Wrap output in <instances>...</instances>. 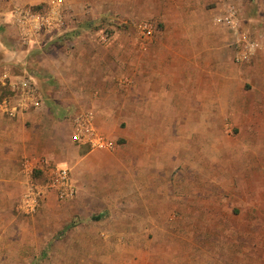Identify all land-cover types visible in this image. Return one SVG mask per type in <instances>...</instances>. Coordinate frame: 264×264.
Listing matches in <instances>:
<instances>
[{"label": "rangeland", "instance_id": "1", "mask_svg": "<svg viewBox=\"0 0 264 264\" xmlns=\"http://www.w3.org/2000/svg\"><path fill=\"white\" fill-rule=\"evenodd\" d=\"M56 1L0 0V101L12 95L7 73L32 76L42 102L0 110V264H215L234 253L264 264V215L249 212L264 206V0H58L62 25L23 40L12 8ZM227 2L259 44L249 61H235L237 34L214 19ZM100 103L107 114L92 121L117 146L71 143L76 117ZM60 132L70 145L57 156Z\"/></svg>", "mask_w": 264, "mask_h": 264}, {"label": "built area", "instance_id": "2", "mask_svg": "<svg viewBox=\"0 0 264 264\" xmlns=\"http://www.w3.org/2000/svg\"><path fill=\"white\" fill-rule=\"evenodd\" d=\"M60 2H53L46 11L25 9L23 7H14L11 10V20L17 27L18 33L23 40H32L41 32H51L62 25ZM217 23L226 26L236 35L234 59L237 62L249 61L251 56L259 48L257 41L247 37L246 34L239 31V19L237 10L233 5H228L223 11L215 17ZM146 28L147 35H150V28ZM2 84L8 86L11 96L3 98L0 101V110L10 117L16 116L19 112L27 110L29 107L40 105L41 99L38 96V89L32 78L27 75L10 77L7 73L3 74ZM73 142L88 145L91 149L111 150L115 147L116 141L111 137L99 131L94 125L89 114H81L76 117V126L71 134ZM60 179H66L64 188L60 190L62 198L71 197L74 189L71 183L67 182V169L60 168L58 171ZM29 194V195H28ZM22 199V205L26 210H34L37 205L39 191L28 193ZM26 206V207H25Z\"/></svg>", "mask_w": 264, "mask_h": 264}, {"label": "crops", "instance_id": "3", "mask_svg": "<svg viewBox=\"0 0 264 264\" xmlns=\"http://www.w3.org/2000/svg\"><path fill=\"white\" fill-rule=\"evenodd\" d=\"M220 1L221 0H185V3H186L187 10H190L191 8L197 7V5H201V3L202 4H209V3H211V5H213L214 3L215 4L219 3ZM195 3H197V5ZM227 4L228 5H233L230 2H227V3H225V5L223 7L225 8L226 6H228ZM219 13H220V11L217 9L216 12H215V15H214V19H215V17L217 15H219ZM163 35L165 36V39L166 40H168V39H170V40H172V39L177 40V39H181L185 34L184 33H172V32H169V33H164ZM149 68H150V66H149ZM148 71H150V70H148ZM20 76H22V75H20ZM30 77L32 78L33 82H35L34 78L32 76H30ZM169 82H170V80H168V82H165V84H168V86H171V83H169ZM38 96L41 99V95H40L39 92H38ZM136 97H139V95H137ZM160 102L162 104H164V105L166 103L170 104L172 102V99L170 98L168 101L163 100V101H160ZM142 103H143V101H141L139 99L137 100V103H135V113L138 112V111H140L141 104ZM41 105H42V102L40 101V105L39 106L32 107V108L29 107L27 110H25V113H29L30 111H34V110L40 108ZM102 105L103 104L100 103L99 105L96 106V108L94 106H92V108L86 110L87 113L89 114V116H91V118H92L93 121H95L99 117L100 114L101 115L107 114V108L102 107ZM164 110H166V112H168V113H171V108H169V107L168 108L165 107ZM18 114L23 115L24 113L19 112ZM8 117L11 118L10 116H8ZM58 137L61 138L60 140L63 142V144H61V142L59 141V139H57V141H54L53 144H52V146H53L52 149L54 151L53 153H54V155L56 154L57 156L60 154V150H62V147H61L62 145H63V147L64 146H67V145L68 146L70 145V142L67 140V137L65 135V132L58 133ZM70 141H71V143L73 142L71 140V136H70ZM73 143H77V142H73ZM77 144L80 145L82 143H77ZM115 146H117V145H115ZM91 150H94V149H91ZM259 180L261 181L260 182L261 185L259 187H257V189L255 191V193L257 195H259L256 199L259 198V199L263 200L264 199V188H263V185H264V177H261ZM249 212L252 213L253 215H264V206H255V205H253V206L249 207ZM235 254L236 253H234L233 255L230 256V259L231 260H227V258H225V257L220 258V257H217L216 255H213L212 257H214L215 264H218V263L219 264L220 263H227V264L233 263V264H237V263H240V262H245L244 258H246V256L241 255V254H239V255L236 254L237 255L236 256Z\"/></svg>", "mask_w": 264, "mask_h": 264}, {"label": "trees", "instance_id": "4", "mask_svg": "<svg viewBox=\"0 0 264 264\" xmlns=\"http://www.w3.org/2000/svg\"><path fill=\"white\" fill-rule=\"evenodd\" d=\"M40 7H41V5H35V6L32 7V9L33 10H39V9L42 10ZM95 218H97V219L100 218V215L95 216Z\"/></svg>", "mask_w": 264, "mask_h": 264}, {"label": "bare ground", "instance_id": "5", "mask_svg": "<svg viewBox=\"0 0 264 264\" xmlns=\"http://www.w3.org/2000/svg\"><path fill=\"white\" fill-rule=\"evenodd\" d=\"M188 151V150H187ZM196 152V151H195Z\"/></svg>", "mask_w": 264, "mask_h": 264}]
</instances>
